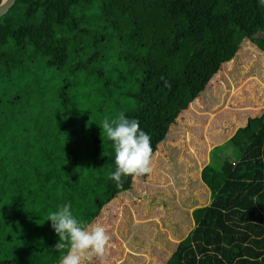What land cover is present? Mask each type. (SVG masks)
I'll use <instances>...</instances> for the list:
<instances>
[{"label":"rangeland","instance_id":"obj_1","mask_svg":"<svg viewBox=\"0 0 264 264\" xmlns=\"http://www.w3.org/2000/svg\"><path fill=\"white\" fill-rule=\"evenodd\" d=\"M152 1H159L162 21L171 23L172 17L181 22L176 36L173 32L155 45L163 54L149 69L152 85L159 92L154 98L169 96L176 99L178 106L183 103L174 115L169 114L165 122L169 128L164 137L162 128H157L155 116L139 120L141 117L129 115L151 137L154 171L137 180L131 176L123 178V187L118 188L110 179V174L116 170V164L109 169L110 153L94 152L91 144L81 151L82 146L77 143L81 132L77 118L81 111L77 108L72 112V100L67 101L54 92L59 82L64 81L58 73L63 64H66L65 70H76L77 77L84 78L79 68L83 50L56 39L42 43L36 51L39 45L36 39V48L33 46V51L24 56L22 62L17 55L3 62L4 68L0 70V168L3 172L0 177V251L4 247L14 251L17 264H60L66 250L54 248L57 241L47 217L65 204H70L78 221L84 219L86 226L102 224L111 236L112 247L104 260L94 258L90 264H154V259L157 264L162 263L168 243L159 238L165 239L161 231L168 233L164 231L165 223H174L166 219L171 210L183 207L191 213L195 207L210 202V190L201 181V169L209 160L212 146L207 133L222 128L220 133L224 134L225 114L232 104H237L236 98L249 95V79L255 75L259 79L249 98L256 101L243 97L239 102H246L242 103L246 107H241L249 111H258L262 106L264 52L259 51L261 59L253 63L254 75L243 71L244 75L239 76L236 83L224 69V57L207 55L205 47L216 34H223L219 49L226 51L227 36H231L233 42L240 40L244 26L255 25L256 14H252L253 18L242 15L241 5L245 0ZM46 7L47 0H44L33 22L44 18ZM143 25L149 30L158 28L155 19ZM262 34V30L256 29L255 37ZM247 40L248 44L238 51L240 57L258 50L255 42ZM91 52V57H95L96 48ZM72 54L77 57L72 59ZM107 55L110 61L108 52ZM104 56L103 51L97 54L99 59L104 60ZM27 57L30 64L24 67ZM245 58H248L244 59L247 63L250 59ZM181 91L184 95L177 96ZM227 128L230 130L232 123L229 122ZM216 148H224L233 161L240 155L227 143ZM5 154L13 158L8 159ZM111 154L115 157L114 149ZM83 155L105 158L109 162L107 169L103 173L86 174ZM92 163L90 166L97 168ZM142 193L147 195L142 196ZM175 219L176 225L184 220L185 224L191 222L186 231L194 226L186 215L183 219L175 216ZM166 237L178 240L172 234Z\"/></svg>","mask_w":264,"mask_h":264},{"label":"trees","instance_id":"obj_2","mask_svg":"<svg viewBox=\"0 0 264 264\" xmlns=\"http://www.w3.org/2000/svg\"><path fill=\"white\" fill-rule=\"evenodd\" d=\"M43 1L15 0L0 15V70L4 68L3 62L14 55L22 62L23 57L36 48V39L39 42L36 51L42 43H52L56 39L74 44L83 50V60L89 58L87 63L83 60L79 63L84 78L79 79L76 70H65L66 64H63L59 66L62 69L58 73L64 81L59 82L61 87L57 90L65 91L62 94H74L81 100L84 95L100 97L101 101L81 119V124L91 128L93 142L102 149L113 146L99 125L104 118L111 120L120 113L128 119H132L129 115L141 117L139 120L155 116L158 118L157 128H162L164 137L169 128L165 125L169 114L174 115L183 101L178 106L175 98H154L159 92L152 85L153 77L149 69L163 54L155 46L157 41L177 32L181 22L172 18L171 14V23L162 21L163 10L160 15L159 1L152 0H138V4L137 0H47L44 18L33 22ZM241 12L250 18H253V13L256 14L255 25L244 26L242 39L233 42L231 36H227L226 51L219 49L223 34H216L205 45L207 55L214 54L218 58L220 54L224 61H228H223L224 69L236 83L239 76L244 75L243 71L252 73L253 63L261 59L258 52H264V34L263 37H255L256 29L264 33V0H245ZM153 19L158 28L149 30L144 27V22L149 23ZM248 38L256 43L258 50L253 49L240 57L238 51L242 45L248 44ZM257 38L260 39L255 40ZM94 48L97 54L103 51L104 60L97 58V54L91 57V49ZM107 52L110 61L106 59ZM28 57L24 67L30 64ZM71 57L77 56L72 54ZM245 57L250 59L247 63H244V59H248ZM262 59L261 69L264 70L263 55ZM251 79L247 88L249 95L236 98L237 104H232L224 116V134L220 133L222 128L207 133V140L212 146L209 160L201 169V179L210 190V202L195 207L191 213L183 207L171 210L170 217L166 219H172L174 223H165L164 231L168 233L161 231L165 239L159 238L168 243V251L165 250L164 261L158 264H264V96L258 111L246 110L242 104L246 102H239L243 97L250 102L256 101L249 97L259 78L255 75ZM183 92L177 96H183ZM229 122L232 123L230 130L227 128ZM223 143H227L231 150L239 151L235 161L229 159L224 148L217 150L216 147ZM5 157L13 158L10 154H5ZM84 159V172L88 175L103 173L109 163L96 155H84ZM89 161L97 168L90 166ZM2 175L0 168V177ZM185 215L194 224L189 231H186L187 225L191 222L185 224L184 220L176 225L175 216L183 219ZM80 221L86 226L84 219ZM53 232L58 242L54 229ZM169 234L178 240L166 237ZM153 261L157 264L155 259ZM0 264H17L15 252L4 247L0 251Z\"/></svg>","mask_w":264,"mask_h":264},{"label":"clouds","instance_id":"obj_3","mask_svg":"<svg viewBox=\"0 0 264 264\" xmlns=\"http://www.w3.org/2000/svg\"><path fill=\"white\" fill-rule=\"evenodd\" d=\"M99 126L113 143L116 170L110 174V179L118 188L123 187V178L131 176L137 180L153 173L151 137L140 129L137 120L120 113L111 120L104 118ZM70 208V204H65L47 217L59 237L54 248L66 250L60 264H90L94 258L103 261L112 247L107 228L102 224L85 226L73 216Z\"/></svg>","mask_w":264,"mask_h":264},{"label":"crops","instance_id":"obj_4","mask_svg":"<svg viewBox=\"0 0 264 264\" xmlns=\"http://www.w3.org/2000/svg\"><path fill=\"white\" fill-rule=\"evenodd\" d=\"M57 87L60 88L61 86H57ZM54 92H55V95H58V96L61 95V97L67 98V101L72 100V102H73V104L71 105V111L72 112H75L77 108H79L81 111L79 117L77 118V125H78L79 129L81 130V132H79L80 138H79V140H77V143L79 144V146H82L81 151L86 150L84 148L87 145L91 144L95 147V149L93 150L94 152L110 153V154H108L110 156L109 169H113L114 164H115V157L113 156V154H111V151H113V149H114L113 146L108 148V149H102L99 146H97L93 142V135L91 133V128L89 126H85V125L81 124V121H82L81 119L83 117H85L87 115V113H89L92 110L93 106H95L96 103L101 101L100 97L93 98L94 96L84 95V97L81 100L78 96H76L74 94H68V93L62 94V92H65V91L61 92V91L56 90ZM82 159L81 160L83 162V169H84V166H85L84 155H83ZM201 181H202V179H201Z\"/></svg>","mask_w":264,"mask_h":264},{"label":"water","instance_id":"obj_5","mask_svg":"<svg viewBox=\"0 0 264 264\" xmlns=\"http://www.w3.org/2000/svg\"><path fill=\"white\" fill-rule=\"evenodd\" d=\"M15 2V0H1L0 1V15L5 13Z\"/></svg>","mask_w":264,"mask_h":264}]
</instances>
